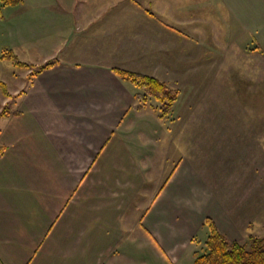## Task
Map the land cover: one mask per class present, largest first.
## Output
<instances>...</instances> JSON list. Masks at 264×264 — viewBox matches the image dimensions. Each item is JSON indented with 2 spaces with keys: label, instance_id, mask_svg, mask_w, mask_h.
<instances>
[{
  "label": "crops",
  "instance_id": "obj_1",
  "mask_svg": "<svg viewBox=\"0 0 264 264\" xmlns=\"http://www.w3.org/2000/svg\"><path fill=\"white\" fill-rule=\"evenodd\" d=\"M195 35L208 49L250 44L257 70L264 0H22L4 9L0 47L36 68L53 64L25 73L28 83L9 92L13 114L0 119V264H192L207 218L229 241L253 235L195 159L178 154L194 138H179L176 76H194L177 49H192ZM135 55L152 74L131 69ZM113 68L176 89L168 120L151 100L134 109L138 89Z\"/></svg>",
  "mask_w": 264,
  "mask_h": 264
},
{
  "label": "rangeland",
  "instance_id": "obj_2",
  "mask_svg": "<svg viewBox=\"0 0 264 264\" xmlns=\"http://www.w3.org/2000/svg\"><path fill=\"white\" fill-rule=\"evenodd\" d=\"M195 38L191 39L192 49L190 40L189 44L183 40L185 46L189 45L186 52L181 53L184 46L180 44L177 49L179 60L193 62L194 76L192 83L180 80L186 75L184 71L176 76L181 92L179 138H184L186 130L194 138V146L178 145V154L184 156L188 152L225 204L242 219L243 227L251 223L252 228L247 230L264 237V65L261 62L257 70L254 68L249 54L253 49L248 43L242 42L241 49L234 45L231 49L216 50L204 46L200 35ZM8 46L0 47V56L10 50ZM129 59L132 70L142 67L152 74L145 58L135 55ZM31 67L17 68L0 60V80L8 92L28 83L25 73L30 76L29 72L39 68ZM146 74L150 75H143ZM151 101L155 105L156 101ZM11 103V96L5 98L0 91V110L5 106L10 110ZM222 106L226 113L219 111ZM154 110L158 113L157 106ZM168 116L163 118L168 120ZM186 122L188 129L184 128ZM203 142L205 145H201Z\"/></svg>",
  "mask_w": 264,
  "mask_h": 264
},
{
  "label": "trees",
  "instance_id": "obj_3",
  "mask_svg": "<svg viewBox=\"0 0 264 264\" xmlns=\"http://www.w3.org/2000/svg\"><path fill=\"white\" fill-rule=\"evenodd\" d=\"M22 0H0V19L2 10L21 4ZM0 60L9 61L14 67L31 69V65L19 61L16 55L9 51H3ZM53 62H47L35 71L29 72L30 76H36L40 71L51 66ZM113 72L125 82L138 89L134 94L136 104L134 109L141 110L151 99L156 101L158 113L161 118L170 115L179 92L171 88L165 82L155 77L140 73L129 72L119 68H113ZM0 91L5 98H10L6 84L0 80ZM10 110L7 106L0 110V119L6 118ZM4 147L0 146V155ZM208 235L201 247L193 253L192 264H264V237L248 235L243 242L229 241L222 234L210 218L205 219Z\"/></svg>",
  "mask_w": 264,
  "mask_h": 264
}]
</instances>
